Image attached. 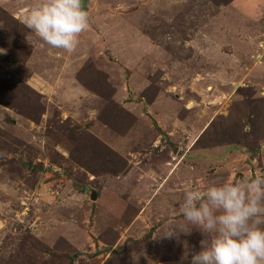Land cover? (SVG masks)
I'll use <instances>...</instances> for the list:
<instances>
[{
    "label": "rangeland",
    "instance_id": "374dc122",
    "mask_svg": "<svg viewBox=\"0 0 264 264\" xmlns=\"http://www.w3.org/2000/svg\"><path fill=\"white\" fill-rule=\"evenodd\" d=\"M42 2L0 0V264L198 251L185 189L264 175V0H87L70 53L23 23Z\"/></svg>",
    "mask_w": 264,
    "mask_h": 264
},
{
    "label": "clouds",
    "instance_id": "9594fccd",
    "mask_svg": "<svg viewBox=\"0 0 264 264\" xmlns=\"http://www.w3.org/2000/svg\"><path fill=\"white\" fill-rule=\"evenodd\" d=\"M23 23L44 44L70 53L88 17L84 0H43ZM179 210L190 226L183 232L195 228L203 237L199 250L185 252L180 264H264V175L186 188ZM177 235L168 228L161 236Z\"/></svg>",
    "mask_w": 264,
    "mask_h": 264
},
{
    "label": "crops",
    "instance_id": "0c3cea01",
    "mask_svg": "<svg viewBox=\"0 0 264 264\" xmlns=\"http://www.w3.org/2000/svg\"><path fill=\"white\" fill-rule=\"evenodd\" d=\"M260 62L264 64L263 60ZM191 242L183 240L180 236L172 239L152 237L139 243L143 244L142 247L126 251L125 255L101 252L88 260L94 264H180V257L185 253L183 250L191 245Z\"/></svg>",
    "mask_w": 264,
    "mask_h": 264
},
{
    "label": "trees",
    "instance_id": "16d2710c",
    "mask_svg": "<svg viewBox=\"0 0 264 264\" xmlns=\"http://www.w3.org/2000/svg\"><path fill=\"white\" fill-rule=\"evenodd\" d=\"M205 134V133H204ZM203 136V135H202ZM201 136V138H199L197 141H196V143L195 144H198V145H200V146H202V147H207V146H209V144H203V142H202V139H203V137Z\"/></svg>",
    "mask_w": 264,
    "mask_h": 264
},
{
    "label": "water",
    "instance_id": "95a60500",
    "mask_svg": "<svg viewBox=\"0 0 264 264\" xmlns=\"http://www.w3.org/2000/svg\"><path fill=\"white\" fill-rule=\"evenodd\" d=\"M84 8H85L86 11L88 10L87 0H84ZM92 198L95 199L96 198V194H92Z\"/></svg>",
    "mask_w": 264,
    "mask_h": 264
}]
</instances>
